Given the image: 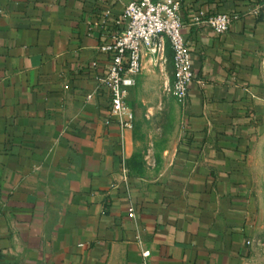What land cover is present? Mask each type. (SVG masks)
<instances>
[{"label": "crops", "instance_id": "1", "mask_svg": "<svg viewBox=\"0 0 264 264\" xmlns=\"http://www.w3.org/2000/svg\"><path fill=\"white\" fill-rule=\"evenodd\" d=\"M131 1L0 0V264H143L142 248L150 264L245 262L261 208L264 0H180L195 79L157 177L138 171L98 81L99 47ZM220 13L238 15L226 33L196 22Z\"/></svg>", "mask_w": 264, "mask_h": 264}, {"label": "built area", "instance_id": "2", "mask_svg": "<svg viewBox=\"0 0 264 264\" xmlns=\"http://www.w3.org/2000/svg\"><path fill=\"white\" fill-rule=\"evenodd\" d=\"M181 7L180 0H133L116 20L119 30L112 34L110 42L99 47L100 51L108 54L109 62L98 81L109 90L111 112L125 128H130L134 119V113L127 104L130 90L137 86L145 62H162L168 47L174 55L175 94L182 102L187 101L195 74L188 42L182 33ZM201 18H196V22L226 33L238 15L220 13ZM94 65L98 66V62ZM135 215L134 207L130 208V216L135 218ZM142 257L143 264H150L151 251L142 248Z\"/></svg>", "mask_w": 264, "mask_h": 264}, {"label": "rangeland", "instance_id": "3", "mask_svg": "<svg viewBox=\"0 0 264 264\" xmlns=\"http://www.w3.org/2000/svg\"><path fill=\"white\" fill-rule=\"evenodd\" d=\"M174 55L147 62L127 104L134 113L132 126L138 171L157 177L167 170L183 142L184 102L174 91ZM256 192L261 198L258 221L248 241L244 264H264V139L253 157Z\"/></svg>", "mask_w": 264, "mask_h": 264}, {"label": "trees", "instance_id": "4", "mask_svg": "<svg viewBox=\"0 0 264 264\" xmlns=\"http://www.w3.org/2000/svg\"><path fill=\"white\" fill-rule=\"evenodd\" d=\"M261 17H264V10L261 12V14H260V18Z\"/></svg>", "mask_w": 264, "mask_h": 264}]
</instances>
